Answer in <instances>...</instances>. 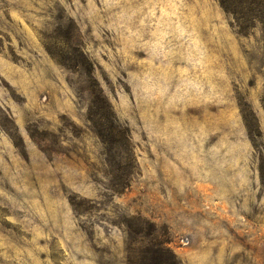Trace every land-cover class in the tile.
<instances>
[{"label": "rangeland", "instance_id": "1", "mask_svg": "<svg viewBox=\"0 0 264 264\" xmlns=\"http://www.w3.org/2000/svg\"><path fill=\"white\" fill-rule=\"evenodd\" d=\"M0 264H264V0H0Z\"/></svg>", "mask_w": 264, "mask_h": 264}, {"label": "trees", "instance_id": "2", "mask_svg": "<svg viewBox=\"0 0 264 264\" xmlns=\"http://www.w3.org/2000/svg\"><path fill=\"white\" fill-rule=\"evenodd\" d=\"M221 2H222V4H223V6L225 7V9H229V8L224 4L223 1H221Z\"/></svg>", "mask_w": 264, "mask_h": 264}]
</instances>
